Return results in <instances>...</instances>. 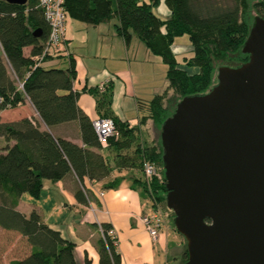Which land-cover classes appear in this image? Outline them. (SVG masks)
Masks as SVG:
<instances>
[{
	"label": "trees",
	"instance_id": "obj_1",
	"mask_svg": "<svg viewBox=\"0 0 264 264\" xmlns=\"http://www.w3.org/2000/svg\"><path fill=\"white\" fill-rule=\"evenodd\" d=\"M161 1L170 10L168 16L162 17L154 10ZM232 1L65 0L64 6L67 15L91 24L116 17V31L126 42L136 34L167 64V86L178 92L179 97L169 98L165 103V91L154 94L148 101L149 114L141 120L151 117L154 128L160 131L162 122L182 96L206 91L211 86L214 60L228 59V65H237L248 58L241 46L255 15L252 9L264 16V1ZM48 31L49 25L37 0L22 4L0 0V110L29 99L39 115V118L22 116L11 121L0 119V137L4 138V151L0 152V226L22 234L30 245L27 254L11 258L7 264H79L73 240L48 225L37 210L25 212L18 208L23 193L34 198L40 196L44 179L57 180L68 173L75 174L80 181L75 196L88 205L94 197L84 185V177L99 180L111 170L123 167H139L145 174L143 163L151 161L157 171L161 170L162 179L155 177L147 182L142 176L133 175L131 184L142 198L150 199L151 207L159 206L173 217L165 203L167 189L160 132L157 139L144 141L138 125L120 119L111 107L113 84L109 80L103 89L98 85L84 88L94 96L100 117H110L118 130V135L110 136L108 145L102 146L92 120L77 103L80 92L73 89L74 60L70 58L66 68L36 64L34 57L41 53ZM183 34L188 35L193 46V54L184 60L198 68L195 72L182 67L172 50L175 37ZM25 46H30L28 54L24 52ZM74 119L78 121L83 145L42 127V123L51 127ZM103 148L111 149L112 161L101 152ZM120 180L115 176L104 187L116 186ZM95 225L101 229L97 243L100 264H120L112 225L108 222H95ZM186 259L185 240L180 264ZM85 263L91 264L87 256Z\"/></svg>",
	"mask_w": 264,
	"mask_h": 264
},
{
	"label": "water",
	"instance_id": "obj_2",
	"mask_svg": "<svg viewBox=\"0 0 264 264\" xmlns=\"http://www.w3.org/2000/svg\"><path fill=\"white\" fill-rule=\"evenodd\" d=\"M241 50L246 60L219 65L217 81L182 96L161 124L182 264H264V16L254 15Z\"/></svg>",
	"mask_w": 264,
	"mask_h": 264
},
{
	"label": "crops",
	"instance_id": "obj_3",
	"mask_svg": "<svg viewBox=\"0 0 264 264\" xmlns=\"http://www.w3.org/2000/svg\"><path fill=\"white\" fill-rule=\"evenodd\" d=\"M157 9L162 17L170 13L164 1L158 4ZM113 18L114 21L110 18L97 24L80 20L77 22L76 19L66 23L68 54L58 58L48 57L42 60L41 65L66 68L70 58L74 60L76 77L73 80V89L80 92L77 103L91 120L100 115L94 96L84 88L110 80L113 84V111L130 125H138L142 140L149 142L154 139L153 120L151 117H146L143 122L141 120L149 114V99L168 85L167 64L136 34L133 33L126 42L116 31L117 18ZM187 43V40L184 43H173L176 57L182 53L185 59L193 54L192 44L187 49ZM29 50L30 46L24 47L26 54ZM62 60L64 66L58 63ZM180 65L189 72L198 70L194 66ZM6 109L8 108H4V115L8 114ZM12 109V117L4 116V121L16 120L22 116L39 118L29 99ZM42 127L48 128L54 135L83 145L79 124L75 119L51 127L42 123ZM10 142L13 143V140ZM101 152L107 154L112 161L113 152L110 148H103ZM132 169L134 168H115L99 180L84 177L83 183L94 197L88 205L77 200L75 190L80 181L75 174L68 173L61 179H44L43 190L38 198L23 193L18 208L25 212L37 210L48 225L58 229L65 238L73 240L76 244L74 255L79 264H86V256L91 264H100L97 243L101 229L95 222H108L115 230L121 256L120 264H169L179 253L178 242L176 245L170 244L166 226L161 228L155 238L145 229L140 215L150 207L144 202L139 190L131 184L134 175ZM115 176L120 177V182L116 186L104 187Z\"/></svg>",
	"mask_w": 264,
	"mask_h": 264
},
{
	"label": "built area",
	"instance_id": "obj_4",
	"mask_svg": "<svg viewBox=\"0 0 264 264\" xmlns=\"http://www.w3.org/2000/svg\"><path fill=\"white\" fill-rule=\"evenodd\" d=\"M65 0H37V5L42 9L43 15L49 25V31L44 40L42 51L36 55V64H40L45 57H59L68 54L67 42L65 36V24L67 13L64 6ZM107 81L99 84L104 88ZM94 129L102 146L108 145L109 137L118 135V130L110 117H97L92 120ZM143 169L146 175L150 176L157 173L156 165L151 161L143 163ZM102 193V192H100ZM169 212L159 206H153L149 211L140 215L145 229L153 237H157ZM114 233V230H111Z\"/></svg>",
	"mask_w": 264,
	"mask_h": 264
},
{
	"label": "rangeland",
	"instance_id": "obj_5",
	"mask_svg": "<svg viewBox=\"0 0 264 264\" xmlns=\"http://www.w3.org/2000/svg\"><path fill=\"white\" fill-rule=\"evenodd\" d=\"M218 1L224 2V3L233 2L232 0H218ZM154 10L158 12L157 7H155ZM252 13L256 14L257 12H256L255 9H252ZM75 19L76 18H73V17H71L68 14L67 17H66V23L69 24V22L71 20L75 21ZM113 19L114 18L111 17V21H114ZM76 21L79 22V19H76ZM80 21H82V20H80ZM83 22H86V21H83ZM86 23H88V22H86ZM186 40L188 42L187 43L188 45H186V48L188 49L190 47V43L191 42H190V39H189L187 34H183L181 36L175 37L173 43L174 44L184 43ZM174 44H172V50H173V47H175ZM185 52H188V50H185ZM177 57H178V61L180 62V64H182L183 66L187 65L186 63H184L185 61L183 59V54L182 53H179L177 55ZM227 61H230V60H228V59H223V60L222 59H216V60H214V65H213L214 67L212 69V76H213L212 77L213 78L212 79V84L217 81V77H216L217 76V67L219 65H222V64H228ZM58 63L61 66L65 65L63 60L61 62L59 61ZM187 66L189 67V65H187ZM191 68H193V67H191ZM100 83H102V81ZM164 91H165V94H166V98L164 100L165 103H166L167 99H169V98L174 99V98H178L179 97V93L175 92L173 90V88H168V86H167V88L164 89L163 92ZM6 112L8 114L4 115V109L0 110V119L3 120V121H4V116H7L5 118L12 117L11 114L14 112V109L8 108V109H6ZM159 132H160L159 130H156L154 128V132H153L154 139H157ZM3 145H4V138L0 137V152L4 151L3 148H2ZM132 170H133V174L135 176H142V178H144L147 182H150L151 179H153L155 177H157L159 179H162L161 170H158L157 173H155L153 175H150V176H148V175L145 176V174L141 171V169L139 167H135ZM144 202H146V205H148V207L151 204V201H150V199L148 197L144 198ZM172 218L173 217H171V215L169 214L168 218L166 219V221L164 223V226H166L165 230L167 231V234L169 236L170 244L171 245H176L177 242H178L179 253H178L177 257L174 259L175 262L174 261H170L169 264H180V259L182 257V252H183V248H184L185 238L183 237V235L181 233H179L175 229V226L173 224ZM29 249H30V245H29V243H28V241H27L25 236H23L22 234H20L18 232H15V231L6 230V229H4V228H2L0 226V264H7L8 261L11 258H14V257H22V256H24L25 254H27L29 252Z\"/></svg>",
	"mask_w": 264,
	"mask_h": 264
}]
</instances>
